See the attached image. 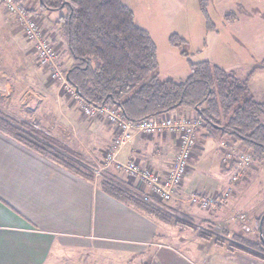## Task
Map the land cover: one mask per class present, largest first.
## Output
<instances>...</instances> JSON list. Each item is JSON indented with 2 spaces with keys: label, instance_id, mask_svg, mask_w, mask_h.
<instances>
[{
  "label": "crops",
  "instance_id": "obj_1",
  "mask_svg": "<svg viewBox=\"0 0 264 264\" xmlns=\"http://www.w3.org/2000/svg\"><path fill=\"white\" fill-rule=\"evenodd\" d=\"M19 1L30 11L38 8V0ZM5 11L0 0V27L18 30L14 17ZM31 12L52 23L55 18L48 11ZM44 27L51 34L48 26ZM51 37L56 42V37ZM251 93L254 94L252 90ZM180 112L183 111L170 114ZM80 113L83 117L81 110ZM65 118L74 126L68 114ZM96 119L94 127L79 125L78 131L83 130L90 141L97 140V150L102 154L112 140L113 127L102 117ZM197 134L200 140L197 155L192 163L190 158L185 177L170 199L174 209H183L195 218L198 215L192 205L199 204L192 199L194 191L197 196L220 193L228 184L231 172L226 161H221L220 140L204 137L201 128ZM77 138L83 144L84 136L79 134ZM177 141L175 134L168 132L133 133L117 159L133 158L140 165L165 173L171 166ZM105 181L136 196L131 181L111 172L100 179L74 175L0 131V264H85L87 251L107 259L119 257L126 260L124 263L260 264L243 252H229L209 240L198 237L187 240L183 237L185 233H179L169 222L110 196L103 187ZM239 182L232 189L234 197L241 190ZM189 201L193 203L189 205ZM259 202V208L263 209L264 199ZM139 257L145 260L133 261Z\"/></svg>",
  "mask_w": 264,
  "mask_h": 264
},
{
  "label": "rangeland",
  "instance_id": "obj_2",
  "mask_svg": "<svg viewBox=\"0 0 264 264\" xmlns=\"http://www.w3.org/2000/svg\"><path fill=\"white\" fill-rule=\"evenodd\" d=\"M122 1L133 11L137 25L148 31L154 40L157 47L158 70L163 77H171L175 80L185 78L189 74L187 59H190L193 62L208 61L232 72L239 78H245L264 59V0H210L207 12L213 22V30L206 29L198 0ZM2 14L4 17L3 12ZM51 14V18L56 16L55 12ZM37 21L43 27L48 26L52 31L48 34L56 37L54 42L50 36L58 54L59 63L66 68L68 60L66 61L65 56L61 55L64 43L56 27L51 21L38 15ZM14 22L19 31L0 27V115L7 116L15 122L30 124L80 150L82 153L80 154L93 166L91 171L94 177V170L104 162L103 155L106 149L101 154L100 150H97V140L90 141V138L85 137L83 130L79 132L78 128L79 125L94 127L97 124V115L90 118L84 115L85 118L81 117L77 99L70 96L56 80L50 78L49 67L38 64L34 45L24 36L16 19ZM171 34H177L182 38L183 41L179 47L170 45L169 35ZM182 49L187 52V57L181 54ZM248 85L254 93V99L264 102V69L253 71ZM181 111L195 116L189 110ZM66 114L70 116L69 120L72 118L74 126H70L65 118ZM99 117L105 119L104 116ZM78 133L85 138L83 144L77 138ZM199 141L198 137L191 155V163L197 155ZM236 145L243 153L249 152L239 144ZM210 151H213V147ZM215 158L218 160L217 156ZM222 161L229 163L227 159ZM110 172L114 176L131 181L136 197L141 194L140 200L161 210L165 217L170 220L177 219L184 224H192L197 232L201 231L206 235V238H201L197 232L179 231L171 224L179 233L184 232L183 237L187 240L198 237L213 243L218 241L225 245L223 247H226L232 239L239 240V236L251 242L258 241L257 218L264 211V208H259L261 205L259 201L264 199V159L259 162L250 161L240 182L238 181L242 187L236 197L232 189L237 182L229 188L228 196L222 204L214 208L193 204L192 209L198 215L196 218L183 209H174L170 205L171 200L164 201L146 194L147 188L143 184L112 165L103 168L98 177L96 174V179ZM225 189L226 187L221 191ZM217 193L207 196L215 197ZM189 202V205L193 203ZM207 253L210 255V250ZM130 257L127 256L128 259ZM144 260V257H139L133 261ZM124 261L126 260H121L119 257L107 259L102 255L98 256L96 252L87 251L83 263L138 264L133 263L132 260V263H124ZM260 264L264 263L260 262Z\"/></svg>",
  "mask_w": 264,
  "mask_h": 264
},
{
  "label": "trees",
  "instance_id": "obj_3",
  "mask_svg": "<svg viewBox=\"0 0 264 264\" xmlns=\"http://www.w3.org/2000/svg\"><path fill=\"white\" fill-rule=\"evenodd\" d=\"M209 1L198 0V4L206 29L213 30ZM31 11L56 13L53 24L64 43L61 55L69 61L67 81L83 101L115 107L130 122L189 110L202 121L204 137L239 144L256 162L264 159V103L254 99L248 85L253 71L264 69V59L245 78L208 61L187 59L189 74L175 80L160 75L154 40L137 25L133 11L122 0H38V8ZM181 41L177 34L169 35L170 45L179 47ZM181 54L187 57L184 49ZM0 131L68 172L93 178L85 157L42 130L0 115ZM103 187L113 198L130 202L179 231L197 232L192 224L170 220L120 187L107 181ZM257 231V242L239 236L224 248L264 263V211L257 218ZM197 233L206 238L204 232Z\"/></svg>",
  "mask_w": 264,
  "mask_h": 264
},
{
  "label": "built area",
  "instance_id": "obj_4",
  "mask_svg": "<svg viewBox=\"0 0 264 264\" xmlns=\"http://www.w3.org/2000/svg\"><path fill=\"white\" fill-rule=\"evenodd\" d=\"M5 10L11 14L21 27L24 36L32 42L40 66L51 69L50 78L56 80L63 88L77 99L79 109L85 117L104 116L113 127V136L107 146L102 165H98L94 170L95 175H100V171L112 165L121 172L134 178L147 188V193L160 200H170L178 187L181 185L187 172L189 160L197 141V131L203 124L195 116H190L184 112L176 115L170 113L160 114L137 122L126 120L120 110L115 107H97L83 101L74 87L67 81L65 68L58 60V54L50 35L37 21V15L33 14L26 4L18 0H2ZM159 132H168L177 137V150L173 157L171 166L165 173H159L151 167L140 165L135 159L121 161L117 155L121 148L130 141L133 133L153 135ZM222 160L227 159L231 165L229 182L226 189L217 193L215 197L197 196L195 193L192 199L202 207L214 208L222 204L227 196L229 188L235 182L241 180L248 164L252 160L250 152L243 153L238 149V145L227 140L219 141ZM94 175V178L96 176Z\"/></svg>",
  "mask_w": 264,
  "mask_h": 264
},
{
  "label": "water",
  "instance_id": "obj_5",
  "mask_svg": "<svg viewBox=\"0 0 264 264\" xmlns=\"http://www.w3.org/2000/svg\"><path fill=\"white\" fill-rule=\"evenodd\" d=\"M259 237L262 239V235H261V233L259 232Z\"/></svg>",
  "mask_w": 264,
  "mask_h": 264
}]
</instances>
